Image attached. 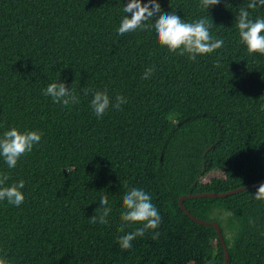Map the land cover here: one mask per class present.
<instances>
[{"label":"trees","instance_id":"1","mask_svg":"<svg viewBox=\"0 0 264 264\" xmlns=\"http://www.w3.org/2000/svg\"><path fill=\"white\" fill-rule=\"evenodd\" d=\"M127 3L0 0V136L12 127L42 133L15 168L0 157V174L9 177L3 186L24 181L23 203L0 201L6 264H224L216 227L191 218L180 197L264 180V55L249 54L236 27L248 0H220L208 9L200 0H158L160 14L213 21L210 34L224 44L195 60L161 46L154 27L120 36ZM248 11L253 20L264 18V6ZM150 67L151 77L142 79ZM58 81L78 104L43 94ZM84 89L127 103L97 117L93 92L85 96ZM125 185L150 194L162 219L122 250L119 238L143 227L120 230ZM258 187L183 200L196 217L218 221L228 264H264ZM105 195L108 222L92 224Z\"/></svg>","mask_w":264,"mask_h":264},{"label":"clouds","instance_id":"2","mask_svg":"<svg viewBox=\"0 0 264 264\" xmlns=\"http://www.w3.org/2000/svg\"><path fill=\"white\" fill-rule=\"evenodd\" d=\"M220 0H200V6L208 9L209 6L217 5ZM258 6H264V0H248L246 7L239 8L236 17V27L239 32L240 42L246 45L249 54L259 53L264 55V18H250L248 9L255 10ZM123 11L127 13L119 25L118 34L134 32L138 29H148L154 27L157 40L161 46L168 48L170 52L180 55L188 54L190 60H195L197 55L210 54L221 48L223 39H217L210 34L213 21L206 17L194 22H185L175 12L161 13V6L158 0H128ZM154 20V25H149L147 21ZM220 61H215L214 66L218 67ZM154 72V67L147 68L142 79H149ZM93 92L90 106L97 117H102L111 106L120 110L121 106L127 103L126 99L117 95L115 102L110 99L106 90L93 91L84 89L85 96ZM45 96L51 97L53 102L61 103L63 106L78 104L79 98L71 87H67L64 82H52L43 89ZM42 133L36 130L21 131L17 127H12L0 136V157H3L7 166L15 168L19 158L32 151L33 146L40 142ZM9 179L7 174H0V201L6 200L11 205L19 206L24 201V181L20 180L11 186H3ZM127 189V185H125ZM256 200H264V183L260 184L254 194ZM123 211L121 212L122 223L120 230L123 231L127 223H142L143 227L123 235L119 238V246L122 250L132 247V241L137 237H143L149 230H155L160 226L161 216L157 208L151 203L150 194L139 188L127 189L122 198ZM102 209L99 215H92L90 223L101 225L106 224L107 217L111 211L108 206V197L102 196L99 200ZM153 240L159 238V232L153 231ZM0 264H6L4 258H0ZM210 264V262H209Z\"/></svg>","mask_w":264,"mask_h":264},{"label":"water","instance_id":"3","mask_svg":"<svg viewBox=\"0 0 264 264\" xmlns=\"http://www.w3.org/2000/svg\"><path fill=\"white\" fill-rule=\"evenodd\" d=\"M264 183V180H260L258 182H255V183H251V184H248V185H244V186H241V187H237V188H234L232 190H228V191H224V192H214V191H210V192H202V193H196V194H188V195H183L180 197V205L182 207V209L191 217L193 218L195 221L201 223V224H212L216 227L217 231H218V234H219V237L221 239V242L224 246V250H225V262L224 264H228V260H229V251H228V247L226 245V242H225V238H224V235H223V232H222V228L220 226V224L218 223V221L216 220H204V219H201V218H198L196 217L194 214H192L184 205L183 203V200L185 197H204V196H213V197H219V196H227V195H231V194H234V193H237V192H240L242 190H245L247 188H251V187H254V186H257V185H260Z\"/></svg>","mask_w":264,"mask_h":264},{"label":"rangeland","instance_id":"4","mask_svg":"<svg viewBox=\"0 0 264 264\" xmlns=\"http://www.w3.org/2000/svg\"><path fill=\"white\" fill-rule=\"evenodd\" d=\"M216 175H218V173L217 172H213V173L209 174L207 177H204L203 180H206V179H208V178H210L212 176H216Z\"/></svg>","mask_w":264,"mask_h":264}]
</instances>
